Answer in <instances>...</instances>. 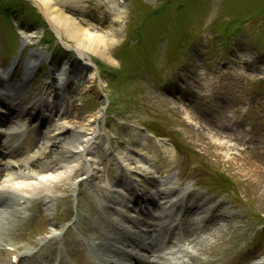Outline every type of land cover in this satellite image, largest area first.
<instances>
[{
	"label": "rangeland",
	"instance_id": "rangeland-1",
	"mask_svg": "<svg viewBox=\"0 0 264 264\" xmlns=\"http://www.w3.org/2000/svg\"><path fill=\"white\" fill-rule=\"evenodd\" d=\"M50 1L53 3L50 4L52 10L67 11L64 6L55 4L54 0ZM79 1V14L75 11L66 13L72 14L73 20L84 32L103 36L110 42L113 64L91 54L77 61L74 43L64 36H60L59 40L44 21L41 22L32 4L23 11L24 5L19 0H0V55L3 54L5 58L2 63L0 58L2 77L9 76L10 84L17 85L29 63H38L29 52L35 53V57L41 60L36 70L28 72L27 85L19 97L10 96L13 102L7 101L6 106L0 109V116L2 113H15L11 117L13 123L5 128L0 126V132L3 129L7 134L20 122L18 111L24 108L30 97L46 95L47 100L54 88L57 89L56 81L46 73V61L57 70L64 63L77 64V72L83 69L84 73L78 81H72L70 87L65 86L61 92H57L55 100L58 111L52 118L48 119L45 108L39 110L37 116L42 119L39 128L30 127L27 132L38 137L37 145L32 152L17 160L32 155L53 134L55 127L69 121L85 124L88 118L99 112L102 116L98 119L99 131L90 145L100 163L92 180L98 184V190L95 195H90L85 186L72 191V186L79 183L87 170L84 166V171L69 183H49L51 185L47 184L39 194L37 191L22 194L29 198L26 201L30 204L26 207L33 206V219L20 223L11 215L12 224L8 227L5 220L7 229L0 235L10 239L8 243L21 250L35 249L37 242L48 235L45 229H39L47 225V212L39 203L43 196H49L56 204L49 212L59 214V223L77 215L80 230L82 227L85 230L81 234L84 238H90L94 232V219L98 218L93 226L100 231L105 229L106 224H97L101 216L97 213L91 215L90 209L95 207L96 196L104 197V189L114 184V179L122 173L120 167L127 162L119 158L126 159L130 155L134 161L141 163L136 166L150 169L149 172L155 173L156 177L164 176L162 168L169 167L171 174L175 173L176 178L183 179L182 184L191 186L194 185L192 182L198 183L214 190L218 198L233 201L225 200L231 206L227 205V210L239 213L241 218H231L229 227H221L214 238L194 248L200 259L205 258L207 252L228 249L229 253L215 262L233 264L230 261L232 255L229 254L234 253L231 249L235 244V249L238 247L237 237L248 226L243 225L238 232H234L232 227L239 225V221L248 220L251 223L248 235L252 237L257 230L254 227L256 223L264 224V172H261L260 179L252 174H243L252 166L264 169V137L250 139L240 133H231V129L241 125L240 120H244L242 115L252 109L254 100L261 104L257 115H262L264 111V95L254 98L252 92L245 96L248 83H260L264 94V82L258 79L264 60V0H118L123 1L119 4L123 15L118 23H112L105 7L106 0ZM9 3L18 6L16 14L15 8H12L6 10L7 18H1L3 9H6L4 6ZM19 15L26 19L23 25L18 23L20 18H15ZM33 18H38L39 22L29 21ZM234 28L239 30L232 37L230 32ZM223 34L231 38L230 48L225 50L220 43ZM20 41L25 43L24 51L17 57L15 50ZM3 47L6 51L1 49ZM183 50V56H180ZM94 61L99 63L96 65ZM220 62H224L225 66L220 67ZM95 65L98 66L96 71L92 67ZM112 73H116L114 78L110 77ZM253 89L257 92L260 90L256 86ZM22 100L25 102L21 103ZM201 111H210L218 124L228 125L230 129L221 128L228 134L220 132L222 137L215 136L213 133H219L215 129L220 130L218 124L211 129L205 127ZM255 111L246 116L249 123ZM185 115L193 120H188ZM226 119L228 121L224 122ZM156 137H163L172 146L161 148L159 153L155 151V146V150L148 151L153 158L139 155L149 141L155 144ZM3 152L4 161H9L6 151ZM113 156L116 160H113ZM81 165L74 164L72 160H62L57 170L62 172L63 167L76 170V166ZM156 167L162 168L155 171ZM55 206L54 212L51 211ZM90 216L92 220L88 218ZM84 221H89L86 227L83 226ZM46 227L49 228L48 232L54 231L53 227ZM124 237L121 235L122 241ZM259 243L263 246L260 250L262 256L251 264H264V235L259 238ZM202 249H206V252H202ZM141 254L143 261H146L145 252ZM180 257L174 256L172 262H189Z\"/></svg>",
	"mask_w": 264,
	"mask_h": 264
},
{
	"label": "bare ground",
	"instance_id": "bare-ground-1",
	"mask_svg": "<svg viewBox=\"0 0 264 264\" xmlns=\"http://www.w3.org/2000/svg\"><path fill=\"white\" fill-rule=\"evenodd\" d=\"M30 3L36 8L38 13L41 15V17L44 19L45 24L49 26L50 30L58 36H64L68 40L72 41L75 45L74 53L77 54V58L79 59H86L88 54L95 55L97 58H101V60L106 61L108 60L109 64H113L112 58L110 57L111 52H109V47L111 48L110 42H107V39L103 36H97V35H91L88 32H84L85 30L81 28L76 22L73 20L72 14L68 15L66 12L68 11H75L76 14L80 13L79 10V3L78 0H54L55 4L60 5L61 7H65L67 11H60V10H52L50 7V4L52 1L50 0H28ZM53 4V3H52ZM63 7V8H64ZM105 7L111 14L112 23L119 21L121 16V11L118 9L116 4L114 2H111L110 0L105 1ZM66 13V14H64ZM87 31V30H86ZM60 40V38H59ZM63 45L66 47H69L67 44ZM130 56V53L129 55ZM33 61L29 63L28 67L26 68L25 74L23 75L22 80L25 82L28 71L31 70V67H33ZM60 73L55 74V77L57 78L58 82L66 81L67 75L69 74L70 70L67 66H64L59 71ZM8 86V85H6ZM3 89L4 91L0 90L1 92H4V96H12L15 97L18 95L22 90L16 91V86L12 85L10 89L6 87ZM9 96V97H10ZM17 100V99H16ZM40 98H29L27 101V109L25 110L24 114H26L25 120H27L31 116V112L39 107L40 105ZM25 102V101H21ZM5 106V102L1 99L0 94V107ZM49 111H53L55 109V104L47 103L46 104ZM213 112V110L211 109ZM203 116V125L208 128L214 127L216 124H218V121L214 119L212 113L210 111L203 113V111L200 112ZM204 114V115H203ZM232 117L233 115L229 113ZM0 116V126L5 128L7 127V124H10L8 120L11 119L10 114L7 116ZM185 117L188 120H193L188 115H185ZM82 118V116H80ZM100 118L99 112L93 114L90 118H88L87 122L84 124L82 123H76L74 124V121H69L67 124L59 125L58 127H55L53 130V134L51 136H48L46 141L43 142L42 146L40 148H37V150L32 153V155L27 156L24 160H10L8 155L7 158L9 161H4L1 158L4 157V152L2 151L0 147V190L2 193H0V208H5L2 211H0V234L3 233V230L7 229V226L12 224V220L9 218V216H13L16 218L17 215H19V212L23 210V202L25 201V197L22 196V194L25 193H31L34 191H37V194L39 192L46 189L47 184L49 183H56V184H65L70 181L72 177H74L78 172L84 171V166L89 169L87 171V178H92V174L90 172L94 171L99 167V164L94 159L92 155V150L89 149L91 140L95 137L97 134L98 128L95 131L97 120ZM228 121L227 119L224 120ZM233 122V121H232ZM222 123V122H221ZM96 124V125H95ZM209 124V125H208ZM220 128L215 129L219 133H213L218 138L222 137L220 132L227 133V131H223L221 128L224 129H230L228 125L226 124H218ZM1 131H5L1 129ZM241 132L240 129H231V133H239ZM17 135V132H13L10 136L4 135L0 133V145L3 147H6L11 139H13ZM28 135L25 136V138L28 140V143L24 142L23 144L26 147V151L32 152L35 149V146L37 143L35 140L37 139V136L28 137ZM140 139V138H139ZM25 141V140H24ZM148 151H152V147L150 146H144V149L140 150L141 154L149 155L150 158H153L151 154L148 153ZM22 153V150L20 148H16L11 150L8 154L9 156H17L18 154ZM154 155V153H153ZM228 156V153H226ZM10 156V157H11ZM122 162H127L126 165H123L124 171L126 172L128 179H125V181H128L126 184L123 185L126 186V190L122 192H116L111 198V202L114 207H116L117 210L121 212V217H117V221L120 223V225H128V220H130L132 223L136 222L138 226H145L148 229L151 227L146 222H142L136 217H132L130 214V210L127 208V202L132 203L136 200V194L143 195V199H145L146 194L153 189H157V194L163 195L167 194L169 191L167 184L170 183V177H160L159 179H156L152 173L149 172L150 169H140L136 161L132 158V156L128 155L126 159L119 158ZM64 160V162H68V160H77L83 163L79 167V170H71L68 167H63L64 171H58L57 169L60 168V162ZM141 167V166H140ZM162 167H156L155 171H159ZM162 172H165V168H162ZM261 172H264V169L252 166L251 169L246 170L243 174L248 175L252 174L257 177L258 179L261 174ZM96 173V172H95ZM264 174V173H263ZM126 176V175H125ZM166 176V175H165ZM249 176V175H248ZM51 182H49V181ZM86 180L84 181V184H86ZM122 184L121 182H118ZM51 185V184H49ZM95 188V187H92ZM131 189V190H130ZM33 198V197H32ZM31 199V198H30ZM46 199V198H44ZM133 200V201H131ZM141 199H139L140 201ZM146 200V199H145ZM98 201V200H97ZM180 206L182 207V203H180ZM223 209V205H220L219 210ZM194 208L189 209L188 212H193ZM93 211V209H91ZM118 211V212H119ZM114 214V213H113ZM115 215V214H114ZM225 216V214H222ZM113 217V216H112ZM4 219V220H2ZM5 220L8 221L7 226L5 223ZM213 222V221H212ZM56 223L54 222H47V224L51 225ZM213 224V223H212ZM129 226V225H128ZM154 227V226H153ZM201 227H205V224H202ZM67 230V229H66ZM60 234L62 233L61 230H58ZM83 232V231H81ZM4 235L1 237L3 238ZM59 234L50 236V238L56 239L58 238ZM159 236V231L157 232L156 238L151 244L150 251L149 252H162L169 243H172V241L169 238V235L167 234L165 236V243L162 247H159V245L156 243V239ZM185 239L188 241V243H196V240L198 238V233H196L194 230L190 231V228L187 226L185 228ZM4 242H9L10 239L3 238ZM207 240L202 241V243H206ZM141 240H139V243ZM144 243V240H143ZM75 238L71 237L67 243L60 240L59 246L61 247L63 254L65 252H69L72 248L76 247ZM80 245L83 246V244L80 242ZM143 245V244H142ZM141 246V245H139ZM144 246V245H143ZM145 250L147 251V247H145ZM69 254V253H67ZM192 257V256H191ZM196 255H193V259H196ZM225 256H221L220 259L224 258ZM232 258H234V255H232ZM136 262L139 264H149L143 261L142 254H139L138 257H135ZM164 263L162 264H172L170 260L164 258ZM192 260L190 259L189 262ZM149 262V261H148Z\"/></svg>",
	"mask_w": 264,
	"mask_h": 264
}]
</instances>
